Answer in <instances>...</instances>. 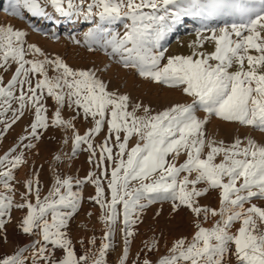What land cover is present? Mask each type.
Instances as JSON below:
<instances>
[{"label": "snow or ice", "instance_id": "snow-or-ice-1", "mask_svg": "<svg viewBox=\"0 0 264 264\" xmlns=\"http://www.w3.org/2000/svg\"><path fill=\"white\" fill-rule=\"evenodd\" d=\"M45 3L64 16H97L99 22L86 33L89 50L96 44L110 57L118 58L123 67L154 83L178 89L191 98V103H178L154 115L140 104L129 110V97L108 91L93 71L73 70L59 59H26V33L11 25L0 26V68L17 65L6 84L0 77V107L8 105L11 109L13 101L19 105L12 122L31 108L34 120L30 135L39 139L37 130L49 127L43 103L46 92L56 105L51 125L73 130V156L82 144L95 156L93 137L107 125L108 136L98 145L97 166L104 161L113 164L110 176L107 168L101 173L108 178L110 200L99 176L89 173L85 178L95 185L96 196L90 199L105 209L100 219L107 228L104 239L109 242L95 252L89 249L78 254L68 224L82 196L73 190L72 177L58 176L43 196L39 179H28L17 202L11 182L13 170L26 163L24 155L13 156L15 149H11L0 157V230L5 228L4 218H10L13 207L26 209L19 228L34 238L30 248L0 258V264H106L110 238L120 217L118 206H122L125 226L119 264H126L133 217L158 200L171 201L173 212L187 209L193 217L194 231L190 237L174 240L155 264H264V145L252 137L225 144L206 134L212 117L264 132V0H92L86 9L81 7L83 0L81 4L67 0V7L63 0ZM4 10L20 19L25 18V12L33 17L47 15L40 0H7ZM188 15L230 17L232 22L208 29L211 35L194 42L190 55L169 56L162 63L166 51L162 42ZM124 20L129 22L124 24L123 34L107 26ZM201 41L214 43V51H196L203 47ZM28 49L33 55H43L35 45H28ZM46 65H54L57 74L50 77ZM33 76L42 78L33 85ZM65 107L76 112L72 119L62 116ZM141 108L144 114L137 115ZM81 110L83 118L93 122L84 135L73 123ZM201 111L203 117L198 115ZM132 137L137 142L129 149ZM113 138L118 148L115 155L109 146ZM85 181L77 179L75 184ZM212 191L218 195V206L201 204L200 198ZM89 243L95 245V238ZM156 245L153 240L146 247L151 251ZM142 264L153 261L145 258Z\"/></svg>", "mask_w": 264, "mask_h": 264}, {"label": "rangeland", "instance_id": "rangeland-1", "mask_svg": "<svg viewBox=\"0 0 264 264\" xmlns=\"http://www.w3.org/2000/svg\"><path fill=\"white\" fill-rule=\"evenodd\" d=\"M40 2L44 4L46 16L33 17L30 13L25 12V18L20 19L9 15L4 10L7 0H0V26L11 25L15 29L26 33L23 38L24 47L27 51L26 59L43 60L45 57L52 61L59 59L73 70L93 71L99 79L105 82L108 91L129 97V110H131V106L140 104L148 107L151 114L154 115L178 103H191V98L178 89L154 83L150 79L140 77L135 70L123 67L118 62V58L110 57L96 44H92V50H89V43L85 42L86 33L95 28L96 23L99 22L97 16H93L91 19H85L82 14L64 16L57 12L50 3H45V0H40ZM91 2L92 0H83L81 4V0H73L74 4H81L84 9ZM63 4L64 7H67V0H63ZM128 22L124 20L107 26L113 31L123 34L125 31L124 24ZM179 22L191 25V30H188L183 37L192 38L188 40L193 43L188 41L189 43L185 44L187 40L178 39L176 44L186 47H184L183 52L175 53L172 50L173 43H169L170 41L166 36V39L162 42L163 47L166 49L165 59L162 63H166L169 56L190 55L194 50L192 47L194 42H197L201 36L211 35L208 29H219L225 23L230 24L232 19L230 17L204 19L200 16L188 15L184 16ZM174 27L175 25L173 29ZM76 41H79V43ZM201 42L203 47H197L196 51H214V43ZM28 45H35L43 55H33L32 50L28 49ZM16 67L15 63H10L8 66L0 68V77H2L4 84L15 74ZM53 67L54 65H46L50 77L57 74L53 71ZM39 78L42 77H32L33 85ZM130 80L133 84L131 88H128L127 82ZM25 88H27V85H25ZM15 94L19 95V86H17ZM43 103L47 108L49 127L37 130L39 139H34L30 135V125L34 120L31 108L25 109L24 115L13 123L14 113L18 115L16 111L19 108L18 103L13 101L11 109H8V105L0 107V157L9 153L11 149H15V152H11V155L23 153L26 161L25 164L13 170L14 180L11 183L16 190L15 200L17 202L21 201V193L25 191L24 182L28 179L34 181L37 178L39 179V187L43 196L47 195L58 176L61 178L72 177L73 190L79 191L82 199L77 213L69 221L68 234L72 238L74 248L78 254H84L89 249L95 252L102 243L109 242L104 239L107 228L100 219L105 209H102L99 204L90 199L96 196L95 185L85 181V178L88 177L89 173H95L96 176H99L104 187L105 196L110 200L108 178L102 176L101 173L107 168L108 176H110L113 164L110 161H104L99 167L97 166L100 163V148L98 145H101L108 136L107 125L99 134L93 137L92 143L96 152L95 156H92V152L87 150L86 144H82L73 156V130H65L62 127L51 125L56 105L52 98L47 97L46 92ZM143 114V108H141L137 115ZM74 115H76V112L72 108L65 107L62 110V116L65 119H72ZM198 115L203 117L205 114L201 111ZM73 123L80 135H84L88 129L93 127L90 118H83L82 110ZM8 125L11 126L8 127ZM206 134L208 137L223 141L225 144H231L236 138L246 140L247 137H252L257 143L264 145V132L238 123L225 122L215 117L209 119L206 125ZM121 135L123 136V134ZM24 137L28 138L22 139ZM136 142L137 138L132 137L129 140L128 148L134 147ZM28 144H33L34 147H25ZM109 146L113 147V154L115 155L118 148L115 147L114 138L109 141ZM56 157H59V159H56ZM77 179L85 182L76 185L75 181ZM0 191H3L2 186H0ZM200 203L217 207V193L212 191L207 196L201 197ZM118 209L120 217L115 226V233L110 238L112 246L107 251L106 264H119L125 247L122 206H118ZM25 213L26 209L13 207L10 211V218H4L6 221L5 228L0 230V258L13 255L20 248H30L34 238L23 234L19 228V222ZM133 219L135 223L129 229L133 232V235L128 238L130 243L126 264H142L145 258L152 260L155 264L161 255L167 253V249L174 240L181 236L190 237L194 231L191 223L192 214L185 208H181L179 212H173L171 201L167 200H158L147 205ZM205 226H210V223H206ZM93 237L96 240L95 245L89 243ZM81 240H83V244L80 243ZM153 240L157 241L156 248L149 251L146 245H150ZM24 255L27 256L29 253L25 252ZM56 255L60 256L61 253L57 251Z\"/></svg>", "mask_w": 264, "mask_h": 264}, {"label": "bare ground", "instance_id": "bare-ground-1", "mask_svg": "<svg viewBox=\"0 0 264 264\" xmlns=\"http://www.w3.org/2000/svg\"><path fill=\"white\" fill-rule=\"evenodd\" d=\"M70 28V27H68ZM188 30H191V25L189 23H176L175 24V27L174 29L172 30V32H170L168 35H167V39L170 41L169 43H173V46H172V50L175 51V53H179V52H183L185 50L184 47H181V46H178L176 44L177 40L178 39H182V40H187V42H185V44H188L189 42L190 43H193L191 40H188V39H192V38H185L183 37V35H186L187 34V31ZM187 37V36H186ZM189 41V42H188ZM132 73V72H131ZM124 76V75H123ZM132 81H128L127 82V87L128 88H131L132 87ZM130 91V90H129Z\"/></svg>", "mask_w": 264, "mask_h": 264}]
</instances>
